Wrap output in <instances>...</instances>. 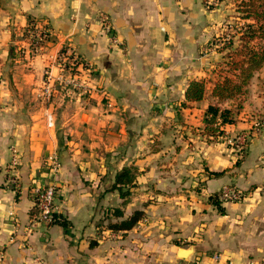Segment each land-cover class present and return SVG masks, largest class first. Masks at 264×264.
<instances>
[{"label":"crops","instance_id":"obj_1","mask_svg":"<svg viewBox=\"0 0 264 264\" xmlns=\"http://www.w3.org/2000/svg\"><path fill=\"white\" fill-rule=\"evenodd\" d=\"M210 2L0 0V264L261 263L264 65L244 94L218 102L213 85L223 55L210 42L224 30L225 11ZM37 19L52 34L29 54L23 30ZM60 51L77 61L75 71L60 67ZM194 78L206 80L207 92L189 101ZM216 102L235 119L212 136L204 117ZM12 146L20 151L18 185L6 171ZM124 167L137 174L125 197L112 187ZM50 179L68 230L56 220L33 222V188ZM226 185L246 197L218 195L215 203ZM137 209L146 220L132 228L107 225Z\"/></svg>","mask_w":264,"mask_h":264},{"label":"trees","instance_id":"obj_2","mask_svg":"<svg viewBox=\"0 0 264 264\" xmlns=\"http://www.w3.org/2000/svg\"><path fill=\"white\" fill-rule=\"evenodd\" d=\"M238 8L243 18L251 19L240 26L242 30L240 35L237 37L230 29L232 25H228L230 28L223 30L210 42L211 46L216 45L218 50L223 51V57L218 63L219 73L217 72L218 76L213 85V94L218 97V102L244 94L254 73L264 65V0H239ZM206 92V80L194 78L187 87L186 98L189 101L200 100ZM218 102L209 104L204 117L206 132L212 136L223 133L221 125L235 119L233 109L221 106ZM240 106L241 102L238 104V107ZM221 173V171H210V174L215 176ZM136 176V172L130 167H124L116 174L112 187L118 188L121 196L125 197L135 185ZM218 195L219 193H214L211 198L219 204ZM115 213L122 214V210L116 208ZM55 216V220L68 230L70 221L67 217L58 213H55ZM144 218V211L137 209L129 217L121 221H110L107 225L113 230L130 229Z\"/></svg>","mask_w":264,"mask_h":264},{"label":"built area","instance_id":"obj_3","mask_svg":"<svg viewBox=\"0 0 264 264\" xmlns=\"http://www.w3.org/2000/svg\"><path fill=\"white\" fill-rule=\"evenodd\" d=\"M101 22L103 28L107 32H111L112 25L110 18L106 13L101 15ZM52 30L49 25V22L46 19H37L30 22V24L23 30V41L24 45L22 50L26 48V53L35 54L39 52L45 45L46 41L51 37ZM215 46V45H213ZM242 140L245 141L246 135H241ZM19 163H20V151L16 146H12V155L9 162L6 165V171L9 174V180L15 185L19 184L20 172H19ZM49 171L55 175L61 167V159L58 153L54 152L49 157ZM34 199H35V208L33 211L32 219L35 223H51L55 220L56 216V192L57 184L53 179H50L47 182H43L34 186L33 188ZM246 192L240 187L235 185H226L219 193V197L223 200H240L246 197ZM146 218L143 219V221ZM215 257L218 259L219 254H215ZM196 264H206L202 260L196 261ZM260 264H264V259H262Z\"/></svg>","mask_w":264,"mask_h":264},{"label":"rangeland","instance_id":"obj_4","mask_svg":"<svg viewBox=\"0 0 264 264\" xmlns=\"http://www.w3.org/2000/svg\"><path fill=\"white\" fill-rule=\"evenodd\" d=\"M217 2L220 5H222V7L225 8V9L223 8V11H225V14H222V17H221V20H220V22H221L220 28L224 27V30H225V29L230 28V26H228V25H232V28H230V29L233 30V32H234V34H236V36L237 35L239 36L240 33H241V31H242L240 29V26H242L245 21H250L251 20L250 18H243L242 17V13L239 12V8H238V2H239V0H211L210 3H211V5H216ZM110 21H111V19H110ZM110 35H111V39H112L113 42L120 43V42H118L116 40L118 35L115 32V30L112 31V33H110ZM209 47L210 46L208 45L206 51L209 50L208 49ZM64 51H60V54L56 57L57 63H60V67H62L64 69H66L68 67L70 70L75 71L77 69L76 66L78 65L77 61L75 59L73 60L71 58H68L67 57L68 54H66ZM222 55H223V51H222ZM84 64H82V65L84 66ZM218 68H219V65L216 64V71L218 70ZM217 76H218V74L216 75V77ZM261 79L264 80V77H262ZM45 95H47V94L43 92V95L42 96L45 97ZM47 98L48 97H45L46 100H47Z\"/></svg>","mask_w":264,"mask_h":264},{"label":"water","instance_id":"obj_5","mask_svg":"<svg viewBox=\"0 0 264 264\" xmlns=\"http://www.w3.org/2000/svg\"><path fill=\"white\" fill-rule=\"evenodd\" d=\"M192 250H193L192 246H190V247H181L180 251H179V255L181 257H188Z\"/></svg>","mask_w":264,"mask_h":264}]
</instances>
